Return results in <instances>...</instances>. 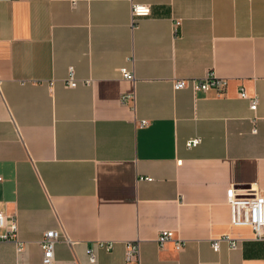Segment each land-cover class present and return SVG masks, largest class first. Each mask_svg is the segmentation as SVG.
Here are the masks:
<instances>
[{
  "label": "crops",
  "instance_id": "crops-1",
  "mask_svg": "<svg viewBox=\"0 0 264 264\" xmlns=\"http://www.w3.org/2000/svg\"><path fill=\"white\" fill-rule=\"evenodd\" d=\"M210 74L222 93L174 87ZM0 176L24 242L0 238V264H46L51 229L68 237L51 264H126L134 239L141 264H264L228 202L231 186L264 194V0H0ZM222 235L238 247L215 250ZM97 240L115 245L91 261Z\"/></svg>",
  "mask_w": 264,
  "mask_h": 264
},
{
  "label": "built area",
  "instance_id": "built-area-1",
  "mask_svg": "<svg viewBox=\"0 0 264 264\" xmlns=\"http://www.w3.org/2000/svg\"><path fill=\"white\" fill-rule=\"evenodd\" d=\"M150 13V8L147 5L133 3V17L140 15H146ZM121 74L125 79L134 80V72L127 68H121ZM227 79L212 76L211 74L204 78H191V79H175V89L184 88L190 86L194 91L215 90L218 93H222L227 86ZM68 87H75L77 85V79L74 75V70L71 68L69 77L66 81ZM240 96L248 98L250 100V108L257 110L260 97L254 95L249 97L244 86L240 87ZM121 100L123 103H127L129 100L135 101L134 93H125L122 95ZM147 120H142L141 124L146 125ZM256 131V128H254ZM201 142L199 136L190 138L186 141V146L192 148L197 146ZM3 178L0 176V180ZM151 179V177H146ZM228 202L231 205L232 217L231 222L235 225H248L254 232V237L259 240H264V194L261 191L254 189L253 186L245 188H237L231 186L228 192ZM0 228L4 231L0 233L1 239L14 241L18 249L24 247V242L19 239L18 236V222L14 215H9L0 210ZM61 238L68 239L67 235L63 231L51 229L44 233L40 245L43 250V262L51 264L55 256V246L57 241ZM175 239V233L170 229H163L160 231L157 240L160 245H164L166 242ZM222 241H227L232 249L238 247L239 242L237 238H233L229 235H222L216 237L212 241V246L215 250H218ZM114 241L111 240H97L94 244L88 248V254L91 261H96L97 251L96 249L102 248L105 250H112L114 248ZM184 245L182 239H176V247L181 249ZM125 263L126 264H141V243L140 239H134L126 241L125 243Z\"/></svg>",
  "mask_w": 264,
  "mask_h": 264
}]
</instances>
